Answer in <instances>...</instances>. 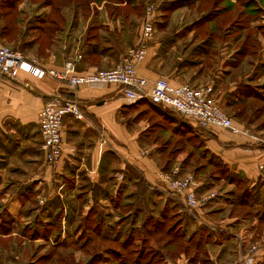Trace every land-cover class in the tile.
Returning a JSON list of instances; mask_svg holds the SVG:
<instances>
[{
	"label": "crops",
	"instance_id": "0c3cea01",
	"mask_svg": "<svg viewBox=\"0 0 264 264\" xmlns=\"http://www.w3.org/2000/svg\"><path fill=\"white\" fill-rule=\"evenodd\" d=\"M140 1L41 0L27 11L33 13L19 24L18 40L9 46L43 68L60 69L73 61L76 73L111 69L137 44L145 9L138 10ZM176 1L182 4L171 19L195 12L187 5L196 0L153 4L167 15ZM24 12L18 9L20 16ZM171 19L155 25L138 75L148 81L164 78L172 87L211 85L220 107L249 135L215 126L201 129L193 119H182L147 99H125L121 86L70 88L25 72L1 81L0 264H37L33 257L42 260L47 250L57 257L72 255L83 264H120L117 256L130 235L142 240L145 234L157 235L166 223L171 225L164 236L179 234L184 245L181 251L176 242L162 246L163 264H230L248 256L250 264H261L263 237L257 241V233L263 219L238 215L237 208L255 213L264 207V181L257 170L264 164V137L235 113L264 112L263 35H255L247 47L250 36L239 35L234 26H215V38L201 39L193 23ZM5 32L1 27L0 42H7ZM254 47L258 50L250 53ZM52 100H75L83 119L63 118L62 157L49 167L40 150L37 113ZM255 104L260 105L253 108ZM177 136L211 149L234 176L221 187L196 179L198 197H213L195 210H188L183 198L170 193L160 179L174 167L181 176L196 174L173 160L180 148L170 149L169 144ZM239 187L244 189L241 195ZM255 192L260 203L251 200ZM54 257H44L42 263L50 264Z\"/></svg>",
	"mask_w": 264,
	"mask_h": 264
},
{
	"label": "built area",
	"instance_id": "2783aa9c",
	"mask_svg": "<svg viewBox=\"0 0 264 264\" xmlns=\"http://www.w3.org/2000/svg\"><path fill=\"white\" fill-rule=\"evenodd\" d=\"M154 12L152 6L145 7L137 44L129 48L126 55L111 69L76 73L73 70V61H66L60 69L43 68L35 60H27L20 51L0 45V82L13 80L20 72H25L37 79L48 78L63 82L70 88L121 86L125 99L130 101L147 99L157 107L193 119L201 129L215 126L228 130L233 135H249L248 129H242L234 124L231 117L220 107L213 97L211 85L194 88L183 84L172 87L164 78L148 81L138 75L136 68L145 60L148 47L154 40ZM65 116L77 120L83 119V114L75 100L46 102L37 113L41 136L40 150L49 167L56 166L62 157L61 127ZM257 170L264 181V164H258ZM118 178L121 179L122 176L119 175ZM160 179L170 193L183 198L188 210H195L213 197V195L198 197L196 194L198 184L194 176L192 174L181 176L178 167L162 173ZM251 261V257L248 256L242 258L240 262L230 264H250Z\"/></svg>",
	"mask_w": 264,
	"mask_h": 264
},
{
	"label": "rangeland",
	"instance_id": "374dc122",
	"mask_svg": "<svg viewBox=\"0 0 264 264\" xmlns=\"http://www.w3.org/2000/svg\"><path fill=\"white\" fill-rule=\"evenodd\" d=\"M226 0H196L195 2L191 1L187 5V8L189 10H195L193 14L188 18L185 15L183 17L174 16L173 19H171V12H173L175 9L179 8V5L182 4V1H176L172 3L171 11L166 15L162 14L161 12L156 11V7L154 6V0H142L140 1V8L138 7V10L141 11L142 7H146L148 5L152 6L155 10L154 16H155V25L162 26L165 23L169 22V19L172 20V23H193L194 25V34L197 37H200L201 39L207 38L211 36L212 38H215V35H217V32L215 30V26L221 25L222 28L227 26H234L235 28L239 30H235L236 33H240L239 35H242L244 37L250 36L249 41L245 44L248 45L247 47H250L252 43L254 42L253 37L255 35L261 34L263 37L259 38L261 39L262 43L264 42V0H233L232 1H226ZM41 0H0V28L5 27V34L4 38L7 40V42H0L1 45L10 47L9 45L11 40H18L19 33H20V27L19 24L21 23V26L24 25L26 22V18L28 17V13H33L32 11L27 12L29 9H31L32 5H35L36 3H40ZM35 3V4H34ZM23 8L24 16H20L18 13L19 8ZM34 8V7H33ZM186 8V7H184ZM161 13V14H160ZM21 20V22H20ZM204 26V28H202ZM157 27V28H159ZM246 47V48H247ZM17 50V49H16ZM20 50V49H19ZM18 50V51H19ZM257 51L258 47H254V49L248 50L250 53L253 51ZM21 51V50H20ZM247 51V50H246ZM247 51V53H248ZM260 104H255L253 108L258 107ZM244 108V107H243ZM248 108V107H247ZM234 109V108H233ZM240 109V108H239ZM246 109V106H245ZM168 110V109H166ZM249 110V109H248ZM241 111L236 112L235 114L243 118L242 120H249V129L255 133L258 134V132L261 133V135L264 137V112H252V111ZM169 112L179 116L182 119H191L189 117H183L181 115H178L170 110ZM239 111V110H237ZM229 115L233 114L228 112ZM257 116H259V119H256ZM252 119V120H251ZM255 120V121H253ZM245 123V122H244ZM254 127H258L261 129H255ZM263 130V131H262ZM226 131V130H225ZM184 137L186 135L184 134ZM189 137V136H188ZM170 149H173L175 147L180 148V152L177 153L173 160H176L175 162H182L185 163V172L187 170V173H193V171L196 172L194 178L195 180L198 179L202 183H205V185H213L214 182H216L219 186H225V184L230 181V178H234L232 176V173L226 168V166L216 158V155L212 152L211 149H203L201 147V144H199L198 141L188 138H179L174 137L173 141L169 144ZM244 191L243 188H238V195H241V192ZM215 193V192H213ZM211 194V193H209ZM248 196V194H247ZM251 200H256L257 202L261 201V197L258 195V193L255 192L254 195L251 196ZM249 211V212H248ZM255 213L253 212V209L248 210L247 208H237V214L238 215H255L259 217L260 219H263L262 222L258 225V235H257V241H259L262 237V242L259 241V244L264 245V207L260 206L255 208ZM5 243V242H2ZM18 246H22L21 241L17 240ZM264 248V246H263ZM155 251L154 249H146V259L150 258V254H152ZM54 250H47V256H42L43 259H41L40 256L35 255L33 260L39 261L37 264H43L42 262H45L48 259H50L52 256H56V254H52ZM56 253V251H55ZM88 256V255H87ZM47 257V258H44ZM52 257V258H53ZM51 258V259H52ZM54 262H51L50 264H83L82 262H76L74 261V257L72 255H68L64 257L56 256L54 257ZM50 259V260H51ZM264 262H261V264Z\"/></svg>",
	"mask_w": 264,
	"mask_h": 264
},
{
	"label": "trees",
	"instance_id": "16d2710c",
	"mask_svg": "<svg viewBox=\"0 0 264 264\" xmlns=\"http://www.w3.org/2000/svg\"><path fill=\"white\" fill-rule=\"evenodd\" d=\"M171 224H165L157 235H148L145 234V238L140 240L136 235H130L125 241V250L122 251V254L117 256V259L120 260V264H163L165 255L160 251L162 246H167L171 242H176L178 246L177 251H181L184 243L181 241V237L178 234V237L171 239V235H166V230H169ZM163 229V235L162 233ZM171 231V230H170ZM178 232V231H177ZM176 232V233H177ZM173 237V236H171ZM138 239V240H137ZM119 247V245H116ZM122 246V245H121ZM120 246V247H121ZM128 247V248H127ZM154 249L155 251L150 254V258L146 259L145 253L146 249ZM264 264V262L262 263Z\"/></svg>",
	"mask_w": 264,
	"mask_h": 264
}]
</instances>
